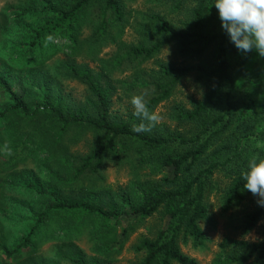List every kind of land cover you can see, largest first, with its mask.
<instances>
[{"label":"trees","instance_id":"16d2710c","mask_svg":"<svg viewBox=\"0 0 264 264\" xmlns=\"http://www.w3.org/2000/svg\"><path fill=\"white\" fill-rule=\"evenodd\" d=\"M135 1L22 0L0 7V149L7 157L0 163L7 167L0 231H14L1 233L0 259L105 264L112 242L122 248L161 214L164 225L135 244L136 264H199L181 244L203 245L207 198L221 188L225 208L239 210L244 234L262 223V238L233 241L223 264H264V207L241 179L254 155L264 157V83L239 74L250 52L230 42L212 0H147L145 9L134 8ZM133 24L132 41L125 35ZM108 45L112 54L101 57ZM168 46L181 64L161 58ZM192 73L206 89L172 107L173 125L132 131L150 126L133 114L132 96L143 95L155 113ZM64 80L82 84V93L66 92ZM26 159L46 171L47 184ZM111 164H128L132 184H108ZM18 171L26 180L15 178ZM86 236L99 239L100 255L84 253L78 240ZM50 241L52 256L45 257Z\"/></svg>","mask_w":264,"mask_h":264},{"label":"rangeland","instance_id":"374dc122","mask_svg":"<svg viewBox=\"0 0 264 264\" xmlns=\"http://www.w3.org/2000/svg\"><path fill=\"white\" fill-rule=\"evenodd\" d=\"M22 0H0V7L8 3H17ZM149 2L147 0H136L132 3L134 8L145 9ZM221 22V21H220ZM137 29H135V24L127 27L125 38L128 40H136L138 37ZM114 50L113 45H108L103 48L101 57H108L112 54ZM250 56H247L245 60V67L239 69V74L243 77V72H246L251 78L259 79V84L264 83V57H260L255 50L251 51ZM58 58L64 59V55L59 56ZM161 58L169 62L175 63L177 65L183 62V59L176 53L175 48L168 46L162 52ZM79 62H88L90 67H94L96 63L92 62L91 59L86 57L78 58ZM236 63H240L238 57H235ZM152 65V63H150ZM247 83V86L251 85V81L246 77L242 79ZM63 86L66 92H71L75 96H79L83 91V86L77 81L64 80ZM206 89L205 84L197 80L196 73L189 75L180 85L175 95L170 99L162 102L155 109V113L160 116L159 122H165L169 125H173V121L170 118V112L172 107L176 103L189 104L191 98H200ZM120 92V90H119ZM126 101V98H123ZM120 106L118 102L116 108ZM7 153V151H6ZM41 153V152H40ZM44 153H41V157ZM43 158V157H42ZM2 160L6 161L7 157L4 155L2 149H0V163ZM27 164L28 168H31L36 175L42 181V184H47V173L45 170H39L38 167L26 159L22 161ZM7 167L0 164V184L1 178L6 175ZM23 167H19L18 170H23ZM131 168L128 164L123 166L117 164H111L106 170V182L115 187H127L132 184L131 180L133 178L131 174ZM15 178L19 180H26L27 175L25 174H15ZM0 197V210L3 208L4 203L1 202ZM208 204V216L205 220L201 222L205 234V240L203 245L195 247L192 243L187 245L181 244L182 251L189 256L195 258L199 264H223L222 260L225 258L228 252L234 250L233 241L235 240H248L250 242L258 241L262 238V223L249 234H244L243 229L241 228V220L239 221V210L237 208H225L224 202V192L221 188L216 189L211 193L207 198ZM241 218V217H240ZM163 217L161 214H157L151 218H148L146 221L145 227L140 228L136 233H134L121 248L120 245L112 242L109 246V255L105 256V264H136L137 261L141 258V254H137L134 250L135 244H137L138 239L141 235L153 236L156 231L164 225ZM7 223V222H6ZM4 223L0 222V228H2ZM9 228H3L0 231L1 233H10L13 234L14 231H8ZM120 227L113 231L115 238L118 236ZM105 241H103L104 243ZM53 241H50L42 247L43 255L45 257L52 256L51 245ZM81 247L88 256H98V249L102 247L99 239L95 241L90 240L89 237H84L78 240ZM113 248V249H111ZM104 250L107 252V249L104 247ZM35 255H38L37 253ZM111 260V261H110ZM0 264H11L7 259H0Z\"/></svg>","mask_w":264,"mask_h":264},{"label":"clouds","instance_id":"9594fccd","mask_svg":"<svg viewBox=\"0 0 264 264\" xmlns=\"http://www.w3.org/2000/svg\"><path fill=\"white\" fill-rule=\"evenodd\" d=\"M215 5L221 27L230 42L240 53L253 50L264 57V0H212ZM47 39L51 41L52 36ZM134 115L148 125H134L135 133L149 132L160 121V116L151 112L143 95H134L130 99ZM243 188L258 196L257 203L264 207V157L254 155L241 173Z\"/></svg>","mask_w":264,"mask_h":264}]
</instances>
